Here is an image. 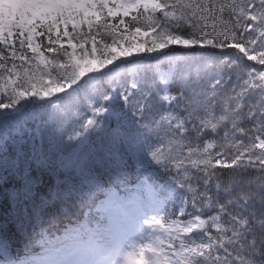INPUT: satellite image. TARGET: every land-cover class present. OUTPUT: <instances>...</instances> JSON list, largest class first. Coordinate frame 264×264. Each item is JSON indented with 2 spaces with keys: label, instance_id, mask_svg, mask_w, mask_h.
<instances>
[{
  "label": "snow or ice",
  "instance_id": "obj_1",
  "mask_svg": "<svg viewBox=\"0 0 264 264\" xmlns=\"http://www.w3.org/2000/svg\"><path fill=\"white\" fill-rule=\"evenodd\" d=\"M0 264H264V0H0Z\"/></svg>",
  "mask_w": 264,
  "mask_h": 264
},
{
  "label": "trees",
  "instance_id": "obj_2",
  "mask_svg": "<svg viewBox=\"0 0 264 264\" xmlns=\"http://www.w3.org/2000/svg\"><path fill=\"white\" fill-rule=\"evenodd\" d=\"M146 175H150L152 177V179L150 181H155L157 183H164L168 177L165 176L162 172H153L151 170H149L147 173L143 172V170H139L137 169L134 165L130 166L129 168V172H128V176H127V180L129 184L130 182L133 181H138L139 179H142L144 176ZM105 189H120V188H116L115 183L113 182V179L111 177H105V184H104ZM101 198H103V195H101ZM80 213H77V216H79ZM75 217H63L62 220L63 222H57L53 228V232L56 234L58 232H61L66 226H69L71 224H73L75 222ZM56 229H59V231H56ZM51 234V233H50ZM39 239V236L37 235L36 232H32L30 236H25L22 233L16 232L15 230H13L12 236H11V242H12V246L13 248L20 243L21 245L24 244V239Z\"/></svg>",
  "mask_w": 264,
  "mask_h": 264
}]
</instances>
